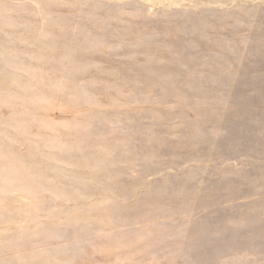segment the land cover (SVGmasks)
Here are the masks:
<instances>
[{"label":"rangeland","instance_id":"1","mask_svg":"<svg viewBox=\"0 0 264 264\" xmlns=\"http://www.w3.org/2000/svg\"><path fill=\"white\" fill-rule=\"evenodd\" d=\"M0 264H264V0H0Z\"/></svg>","mask_w":264,"mask_h":264}]
</instances>
